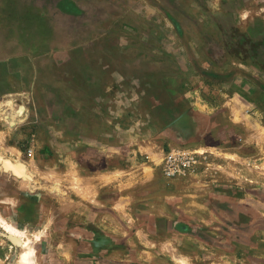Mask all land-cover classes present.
<instances>
[{"label":"rangeland","instance_id":"1","mask_svg":"<svg viewBox=\"0 0 264 264\" xmlns=\"http://www.w3.org/2000/svg\"><path fill=\"white\" fill-rule=\"evenodd\" d=\"M175 148L195 168L168 180ZM221 161L254 180L211 184ZM18 166L0 264L23 242L27 264H264V0H0V173Z\"/></svg>","mask_w":264,"mask_h":264},{"label":"crops","instance_id":"2","mask_svg":"<svg viewBox=\"0 0 264 264\" xmlns=\"http://www.w3.org/2000/svg\"><path fill=\"white\" fill-rule=\"evenodd\" d=\"M240 146H243V142L240 144H238L236 147H235V150L234 151H238L239 150V147ZM234 153V152H233ZM234 156H237V154L234 153ZM220 164V169L218 168V170L214 167L215 164H213V162H211L210 164H208V167L206 168V170L204 171L205 174H207V181H209L211 184L215 183V182H219V183H223V184H229V185H247V182H251L254 180V175H251L249 177H246V175H242L241 173L238 174V175H234V172L233 173H230V172H226V168L228 169L229 166H230V163L229 162H224V161H221ZM250 166L252 167V162H250ZM250 167L251 171H252V168ZM208 169V170H207ZM17 172H11V171H3V173H0V177H1V180L3 181H10V182H16L18 185L21 184V186L24 184V180H23V177H15L12 173H14L15 175H18L21 171V168L20 166L17 167ZM207 171H210V172H207ZM11 174H10V173ZM255 172V171H253ZM17 173V174H16ZM202 174V173H201ZM232 174V175H231ZM94 174H90V178L93 177ZM82 177V176H80ZM20 188V187H19ZM21 190V189H20ZM19 190V191H20ZM93 190L94 188L92 187L91 188V191L90 193L93 194ZM99 191V189L97 187H95V193L97 194ZM20 193V194H19ZM18 194L16 193L14 196L16 198H19L21 196H23V199L19 198V200H22V202L24 203H27L29 205L32 206V203L34 199H37L39 196H41L42 194L39 192V191H30L26 188L23 189V191L19 192ZM41 194V195H40ZM90 194V195H91ZM82 204V203H80ZM90 209H92L90 207ZM18 213H17V216H18V219L20 222L25 221V219L23 218V215L20 213V209L17 207V210H16ZM25 223V222H24Z\"/></svg>","mask_w":264,"mask_h":264},{"label":"built area","instance_id":"3","mask_svg":"<svg viewBox=\"0 0 264 264\" xmlns=\"http://www.w3.org/2000/svg\"><path fill=\"white\" fill-rule=\"evenodd\" d=\"M160 165L165 179L181 178L195 168V157L185 148L170 149L164 152Z\"/></svg>","mask_w":264,"mask_h":264},{"label":"bare ground","instance_id":"4","mask_svg":"<svg viewBox=\"0 0 264 264\" xmlns=\"http://www.w3.org/2000/svg\"><path fill=\"white\" fill-rule=\"evenodd\" d=\"M7 171H10L9 169H7ZM17 174V173H16ZM0 227L3 229V231H5L6 233L10 234L11 236L10 237H13L14 241H17L18 240V244L20 242V245H21V233L20 231H17L15 228H12L10 226H8L7 224L1 222L0 220ZM17 239V240H16ZM24 247V250L22 251V253L20 254V263L21 264H27V260L30 256V246H28V242H27V245L25 246V242H23V246Z\"/></svg>","mask_w":264,"mask_h":264},{"label":"water","instance_id":"5","mask_svg":"<svg viewBox=\"0 0 264 264\" xmlns=\"http://www.w3.org/2000/svg\"><path fill=\"white\" fill-rule=\"evenodd\" d=\"M13 242L16 243V244H18V241H14V240H13Z\"/></svg>","mask_w":264,"mask_h":264}]
</instances>
